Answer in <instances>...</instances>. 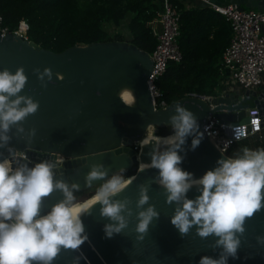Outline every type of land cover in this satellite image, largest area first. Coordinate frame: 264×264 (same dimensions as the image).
Returning a JSON list of instances; mask_svg holds the SVG:
<instances>
[{
  "label": "water",
  "instance_id": "95a60500",
  "mask_svg": "<svg viewBox=\"0 0 264 264\" xmlns=\"http://www.w3.org/2000/svg\"><path fill=\"white\" fill-rule=\"evenodd\" d=\"M214 4L236 3L239 8L261 9L264 0H209ZM151 64L149 55L125 41L90 42L75 44L54 52L38 47L32 40L13 32L0 35V70L8 68L13 73L23 67L28 77L22 90L39 101V110L29 115L22 123L24 133L15 126L9 132L10 147L29 146L45 150H58L70 159L63 163V170L57 178L69 184L76 183L79 190L102 184L94 181L91 186L85 176L94 163H102L112 175L121 168L130 169L133 174L137 165V148L129 146L138 142L148 126L170 125L169 117L174 114L175 105L182 104L198 118L203 139L195 150L190 149L191 137L185 145L182 169L201 177L208 169L215 167L222 155L213 147L203 125L206 116L214 113L224 122H246L250 104H253L264 120V89L244 90L242 95L225 92L206 100L195 96H182L155 108L146 75ZM51 68L53 82L42 87L33 69ZM47 79V78H45ZM128 85L134 88L136 105L125 104L116 90ZM251 97V102L247 101ZM125 123L131 126L126 127ZM36 134L30 141L29 129ZM148 161L139 168L137 177L126 184L114 199L130 198L133 215L122 234L107 238L103 226L108 221L99 215L100 204L87 197L76 199V207L91 206V214H83L88 239L78 249H61L53 264H198L201 256L218 257L220 249L211 247L216 239L210 236L200 238L195 227L184 237L171 224L175 204L166 202L164 189L153 181L158 170L149 168ZM130 174V175H131ZM129 176V175H128ZM153 181L149 187V204L159 211L142 241L136 240L134 231L137 223L136 200L139 186ZM96 192V191H95ZM93 192V193H95ZM195 187L187 196L198 195ZM89 197V196H88ZM63 198L57 190L43 202L42 213ZM148 205H144L146 208ZM241 237L238 258H229L228 264H264V245L257 243V236H264V208L249 218Z\"/></svg>",
  "mask_w": 264,
  "mask_h": 264
},
{
  "label": "clouds",
  "instance_id": "9594fccd",
  "mask_svg": "<svg viewBox=\"0 0 264 264\" xmlns=\"http://www.w3.org/2000/svg\"><path fill=\"white\" fill-rule=\"evenodd\" d=\"M33 71L42 87L53 82L51 68ZM27 80L22 66L14 73L8 68L0 70V148H8L10 153L11 128L15 126L24 133L21 122L39 110V101L21 94ZM169 122L172 134L157 141V147L149 153L147 167L158 170L153 181L164 189L166 202L175 204L171 224L180 235L186 236L195 227L200 238H216L211 247L220 249L218 257L201 256L198 264H228L230 257L238 258L246 221L264 208V148L245 146L236 155H222L215 167L195 178L192 172L182 169L185 157L181 153L186 154L189 137L191 150L201 143L204 136L199 120L190 109L177 103ZM233 131L235 140L246 138L243 130ZM35 134V128L29 129L27 138L31 141ZM108 171L104 164L94 163L85 182L91 186L94 181H103L94 202L100 204L99 215L108 221L103 230L111 238L124 233L133 209L130 198L114 199L128 183L124 177L126 169L111 176ZM153 181L139 186L134 229L138 241L144 239L150 224L160 216L155 206L148 203ZM193 187L199 194L189 198L187 193ZM57 190L63 198L42 213L44 199ZM77 191L78 184L57 178V163L52 159L34 164L0 159V264H53L62 248L78 249L88 239L81 217L91 214V206H75ZM256 240L264 245V236H257Z\"/></svg>",
  "mask_w": 264,
  "mask_h": 264
},
{
  "label": "trees",
  "instance_id": "16d2710c",
  "mask_svg": "<svg viewBox=\"0 0 264 264\" xmlns=\"http://www.w3.org/2000/svg\"><path fill=\"white\" fill-rule=\"evenodd\" d=\"M169 1L178 10L180 58L168 60L154 80L161 93L156 106L160 100L168 104L188 92L219 95L226 87V72L220 61L231 34L229 21L197 0ZM160 4L161 0H0V16L1 25L10 31L24 20L26 38L54 52L75 44L125 41L150 54L156 39L147 22ZM155 128L154 132L162 136L173 131L168 124ZM245 146L264 148V127L233 141L225 154L236 155ZM132 172L126 169L124 177ZM97 186L74 194L77 199L86 193L90 197Z\"/></svg>",
  "mask_w": 264,
  "mask_h": 264
},
{
  "label": "built area",
  "instance_id": "2783aa9c",
  "mask_svg": "<svg viewBox=\"0 0 264 264\" xmlns=\"http://www.w3.org/2000/svg\"><path fill=\"white\" fill-rule=\"evenodd\" d=\"M200 2L222 14L230 23L231 34L221 53L220 61L226 72V87L219 95H223L225 92L242 95L244 90L258 92L260 89H264V6L261 9L239 8L236 3L219 5L209 2V0H200ZM147 24L155 36L156 42L148 54L151 64L146 75V83L154 107L160 108L166 104L160 100L159 105L156 106V100L161 93L156 88L154 80L164 71L168 60L177 61L180 58L176 42L178 10L169 0H161L160 8L155 11ZM26 27V22L20 20L17 27L10 31L1 25L0 16V35L13 32L26 38ZM183 96H195L206 100L212 95L188 92ZM249 100L251 102V97L247 101ZM259 100L264 102V97L260 96ZM247 109L248 121L246 122L236 120L227 123L220 120L214 113L205 117L203 125L207 135L213 138L216 149L221 153L225 154L229 145L235 141L233 129H241L248 135L264 127V120L260 117L257 108L250 104ZM130 146L137 148L136 143ZM11 149L10 153L8 148H0V159L7 158L13 164L16 160H27L34 164L44 159H52L57 163V172H61L64 167L63 163L70 159L58 150H45L29 146L11 147Z\"/></svg>",
  "mask_w": 264,
  "mask_h": 264
},
{
  "label": "bare ground",
  "instance_id": "6f19581e",
  "mask_svg": "<svg viewBox=\"0 0 264 264\" xmlns=\"http://www.w3.org/2000/svg\"><path fill=\"white\" fill-rule=\"evenodd\" d=\"M134 88L128 85H122L117 90L116 93L120 97V99L128 105H136L138 103L137 98L134 96L133 92ZM126 127L131 126L130 123H125ZM153 129V128H152ZM151 129V130H152ZM172 134V132H170ZM170 133L165 134V136L158 135L156 133H152L150 131V126L146 129L144 134L141 136L139 141L137 142V167L136 171L125 177V180L128 181V183L132 182L138 174L139 168L142 167L144 164H146L148 161H150L149 153L157 147V141H159L163 137H167L171 135ZM209 140L211 141L214 148H216L215 141L212 137L208 136ZM145 141H149V143H145ZM96 193V192H95ZM95 193H93L90 197L87 199L89 200H95Z\"/></svg>",
  "mask_w": 264,
  "mask_h": 264
},
{
  "label": "rangeland",
  "instance_id": "374dc122",
  "mask_svg": "<svg viewBox=\"0 0 264 264\" xmlns=\"http://www.w3.org/2000/svg\"><path fill=\"white\" fill-rule=\"evenodd\" d=\"M188 3H190L189 1H188ZM120 29H122V27H119ZM124 30L122 29L121 30V32H123ZM153 128V129H152ZM147 129V128H146ZM152 129V130H151ZM156 130V128H155V126H150V131L152 132V133H155L154 131ZM146 131V130H145ZM134 143H136V146H137V142H131V144L133 145ZM129 146H130V144H129ZM99 186L100 185H98L93 191H91V193H90V195L91 194H93V192H95L98 188H99ZM89 196V194L88 193H86L85 195H84V197L86 198V197H88ZM83 197V198H84ZM76 199H77V197H76Z\"/></svg>",
  "mask_w": 264,
  "mask_h": 264
},
{
  "label": "crops",
  "instance_id": "0c3cea01",
  "mask_svg": "<svg viewBox=\"0 0 264 264\" xmlns=\"http://www.w3.org/2000/svg\"><path fill=\"white\" fill-rule=\"evenodd\" d=\"M181 1H186L188 3L189 0H181ZM197 2L201 3L200 0H197Z\"/></svg>",
  "mask_w": 264,
  "mask_h": 264
}]
</instances>
